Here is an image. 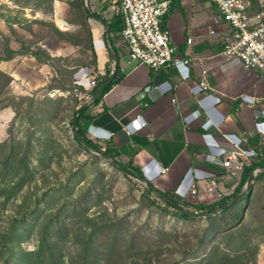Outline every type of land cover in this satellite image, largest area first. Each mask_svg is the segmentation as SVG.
<instances>
[{
    "label": "rangeland",
    "instance_id": "1",
    "mask_svg": "<svg viewBox=\"0 0 264 264\" xmlns=\"http://www.w3.org/2000/svg\"><path fill=\"white\" fill-rule=\"evenodd\" d=\"M113 3L0 5V56L15 51L0 58V264H264V170L216 213L177 197L183 216L76 138L106 28L93 12L110 19Z\"/></svg>",
    "mask_w": 264,
    "mask_h": 264
},
{
    "label": "crops",
    "instance_id": "2",
    "mask_svg": "<svg viewBox=\"0 0 264 264\" xmlns=\"http://www.w3.org/2000/svg\"><path fill=\"white\" fill-rule=\"evenodd\" d=\"M217 14L214 0H171L162 24L170 31L175 55L190 58V63L172 61L159 69L139 62L125 70L124 57L131 51L120 30H97L96 70L104 71L98 81L117 67L123 74L86 110L89 138L101 147L117 150L122 161L143 173L157 190L198 198L190 193L192 184L197 183L204 193V178L218 175L224 195L214 200L198 198L203 203L232 195L246 167L254 165L264 170V164H260L264 158V149L260 150L264 145L260 135L264 130V71L222 56L224 27L218 25L216 34L209 33ZM189 36H193L190 44ZM204 70L211 86L205 90L199 84ZM142 91H146L145 97ZM138 113L146 124L128 133L124 126ZM233 143H239L248 153L240 157L243 167L235 174L222 163ZM164 166L168 167L166 172L161 171ZM258 173L251 171L252 181ZM249 179L241 192L246 193Z\"/></svg>",
    "mask_w": 264,
    "mask_h": 264
},
{
    "label": "built area",
    "instance_id": "3",
    "mask_svg": "<svg viewBox=\"0 0 264 264\" xmlns=\"http://www.w3.org/2000/svg\"><path fill=\"white\" fill-rule=\"evenodd\" d=\"M218 8V14L213 17L209 27L210 34L217 33L218 25L224 28L221 32V40L224 44L221 51L227 60L237 59L248 68H258L264 71V0H214ZM13 0H0V5L12 4ZM171 0H116L113 10L120 13L123 18V26L120 34L135 57L140 62L159 69L170 62L190 63V58H179L175 55L176 46L170 35L169 29L163 26L162 16L169 10ZM187 42H193V36H189ZM104 74L102 70L90 73L89 86L93 88L99 77ZM205 90L211 88L207 71L204 70L199 82ZM150 87H146L149 91ZM142 91V97L146 96ZM260 101L259 97H253ZM175 98L173 99V101ZM146 124L141 113L132 118L124 129L128 133L139 130ZM264 143V130L260 131ZM247 138V137H246ZM104 148V147H102ZM264 149V145L260 150ZM247 150L239 143H233V148L224 153L222 163L231 174L236 173L237 168L243 167L240 157H246ZM168 167L161 168L166 172ZM260 167L253 169L257 173ZM223 175V174H222ZM204 190L202 193L197 183H193L190 193L198 198L208 197L210 200L221 198L224 188L219 186L220 177L213 174L204 178Z\"/></svg>",
    "mask_w": 264,
    "mask_h": 264
},
{
    "label": "trees",
    "instance_id": "4",
    "mask_svg": "<svg viewBox=\"0 0 264 264\" xmlns=\"http://www.w3.org/2000/svg\"><path fill=\"white\" fill-rule=\"evenodd\" d=\"M93 16L99 18L100 20H102L104 23H106L108 25V30L109 32L111 31H121V28L123 26V18L122 15L120 13H114L112 15V17L110 19H106L104 18L101 14L93 12ZM119 31V32H120ZM14 53L15 51L12 49H9L8 54L6 56H0V58L2 59H9V58H13L14 57ZM123 73L120 71V68L117 67L116 69V74L114 76V78L112 79V81H110L102 90L101 92L98 94V96L92 101L95 102L97 100H99L111 87L114 83H116L121 75ZM110 74H108L106 77L102 78L101 80L98 81V83L93 87V89L91 90L92 93H94V91L98 88V86L109 76ZM89 107V104H85L84 106H81L77 113L75 114V126L78 129V132H75V136L76 138L82 142L84 145H86L88 148H93L95 150H100V145H98L97 143L93 142V140H91V138H89V136L87 135V128L90 122V118L88 117V114L86 113L87 108ZM107 154L111 155L112 157L118 156L120 153L113 149V148H106V152ZM121 169L125 168L127 169L130 173H132L133 175L139 176V177H144L143 173H141L138 170H132L126 163H121V162H116ZM260 164H264V158L261 160ZM255 168L254 165H251L249 167H246V172L244 173L243 179L240 183V186L237 187V190L230 196L226 197V198H222L221 200L217 201V202H213V203H203V202H198L196 203L195 207L201 211L199 214H204L205 212H211L215 209H218L219 207H221L225 202L232 200L239 192L242 191L243 189V185L244 183L249 179L250 177V173L251 171ZM145 178V177H144ZM148 184H150V189L156 191L157 193L160 194V196L170 205L177 207L178 209H180L182 211L183 216H188L191 215L192 213L187 210L184 209L181 204H179V201L177 200V196H175L172 193H168V192H163L157 189H154V185L148 180ZM235 201L231 202L228 206H230L232 203H234ZM227 206V207H228ZM225 207V208H227ZM224 209V208H223ZM222 210V209H221ZM211 214V213H209Z\"/></svg>",
    "mask_w": 264,
    "mask_h": 264
},
{
    "label": "water",
    "instance_id": "5",
    "mask_svg": "<svg viewBox=\"0 0 264 264\" xmlns=\"http://www.w3.org/2000/svg\"><path fill=\"white\" fill-rule=\"evenodd\" d=\"M91 15V14H90ZM106 27H107V31H108V25L105 23ZM111 54L117 58V55L115 54V52L111 49ZM124 60L127 61V65L124 67L125 70H129L130 68H132L133 66H135L137 63L140 62V59L135 57L133 54L127 55L124 57ZM116 74V69L114 71L111 72V74L98 86V88L94 91L92 98H91V102L98 96V94L101 92V90L110 82L112 81V79L114 78ZM72 127L74 129V132H78L77 127L75 126V117L72 120ZM122 170L128 174H132L130 173L127 169L122 168ZM136 176V175H135ZM142 180H144L147 184H148V180L144 177H139L136 176ZM252 177L253 175H251L247 185L249 186L250 182L252 181ZM150 186V184H148ZM154 189H156L155 187H153ZM245 192H240L238 193L232 200L225 202L221 207H219L218 209H215L211 212H205L204 214H209V213H216L218 211H220L221 209L227 207L231 202L236 201V199H238L240 196H242Z\"/></svg>",
    "mask_w": 264,
    "mask_h": 264
}]
</instances>
